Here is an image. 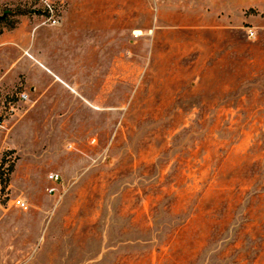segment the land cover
Wrapping results in <instances>:
<instances>
[{
    "label": "rangeland",
    "instance_id": "rangeland-1",
    "mask_svg": "<svg viewBox=\"0 0 264 264\" xmlns=\"http://www.w3.org/2000/svg\"><path fill=\"white\" fill-rule=\"evenodd\" d=\"M49 1L60 23L114 9L80 22L114 20L115 75L108 89L93 28L75 35L99 45V73L31 51L14 81L0 68V264H264V0ZM0 15V32L52 25L40 0H0ZM34 78L47 103L66 86L68 107L18 99Z\"/></svg>",
    "mask_w": 264,
    "mask_h": 264
},
{
    "label": "crops",
    "instance_id": "crops-1",
    "mask_svg": "<svg viewBox=\"0 0 264 264\" xmlns=\"http://www.w3.org/2000/svg\"><path fill=\"white\" fill-rule=\"evenodd\" d=\"M89 13L97 14L98 16H106V15H113L115 13L114 9L110 10L109 8L104 11H91L89 9H82L78 12H73L74 15V22L71 23H60L56 25H27V20L20 19V22L17 24V27L11 28V31H1L0 32V68L4 67L6 68V73L11 72V81H14V75L16 72H19L16 70L18 61L23 56H27L29 59H39L37 57H44L45 54H47V57H52L53 59H83L82 63V72H87L91 69H95L97 73L98 67L96 64V59H99V45L96 43H93L91 39H88L89 37L86 36H80L75 35V32L84 31L88 28H93L96 30V32L102 30L104 33L106 32L108 43L107 48L104 46V59H107L108 65H107V72L104 75V86L105 81H107V88L110 89V78L112 79L115 75V60H116V51H115V29L116 25L114 20L111 19H102L104 21H108V25L104 24H90V23H82L81 17L86 16ZM111 32V34H110ZM39 34L40 41L43 45L47 44V50H41V48L35 47L34 44V38L36 35ZM52 34L60 37L59 41H55L52 37ZM65 35V36H61ZM85 41L81 44V41ZM81 45L82 48L80 52H76L75 48L77 46ZM20 46H27L28 47V53L30 56H28L25 51L21 54L20 53ZM106 48V49H105ZM34 53L37 57H35L32 53ZM40 65L45 69L46 72L51 74L50 69L45 64L39 62ZM96 64V65H95ZM85 66V67H84ZM50 69V70H49ZM53 71V70H52ZM92 71V70H91ZM93 72V71H92ZM54 74H56L53 71ZM53 73L52 75V81H57L54 77ZM80 76V75H79ZM6 76L3 74L0 75V85L4 84ZM8 80V79H7ZM26 86L30 89V96H28V105L32 109H36L37 111H61L63 109H60L61 106L68 107L69 99L72 97L68 94V91H66V86L62 87L63 90H58V96L50 100V103L44 102V96L47 94V92L52 87L50 82L44 84V82L38 78L34 79H26ZM59 82V81H57ZM69 84L75 86L76 88L79 87V77H76L74 81L68 82ZM98 83V82H97ZM68 90V89H67ZM104 91V90H103ZM70 92V91H69ZM105 92V91H104ZM90 93L95 95L96 97V103L101 102L99 90L96 89V87L90 88ZM109 93L106 92V95ZM73 94V93H71ZM82 99L89 104L88 102H92L87 97H84L81 95ZM88 101V102H87ZM93 103V102H92ZM95 103V104H96ZM48 104L47 107H45ZM90 105V104H89ZM67 110V108H65ZM64 109V110H65ZM17 165V164H16ZM16 171V170H15ZM23 174L24 176H30V169L25 170L21 167L17 168V175ZM54 183V182H53Z\"/></svg>",
    "mask_w": 264,
    "mask_h": 264
},
{
    "label": "built area",
    "instance_id": "built-area-1",
    "mask_svg": "<svg viewBox=\"0 0 264 264\" xmlns=\"http://www.w3.org/2000/svg\"><path fill=\"white\" fill-rule=\"evenodd\" d=\"M40 1L44 3L48 13H50L47 22L49 24H52V25L59 24L60 23V17L54 14V7H53L51 1H49V0H40ZM25 53L28 56H30V54L28 52H25ZM18 99L26 101L28 99L27 93H25V92L20 93ZM18 108H20V107L17 106V108H15V106L12 105L11 107H9L8 111L10 113H15L16 109H18ZM0 129H5V123H4L3 118L0 119ZM48 179H50L53 182L57 181L59 179V175L56 172H51V173L48 174ZM55 189H56L55 185H52V186L48 187V191L49 192H52ZM13 203L18 208H21V209H27L28 208V202L25 199L17 198V199H15L13 201Z\"/></svg>",
    "mask_w": 264,
    "mask_h": 264
},
{
    "label": "trees",
    "instance_id": "trees-1",
    "mask_svg": "<svg viewBox=\"0 0 264 264\" xmlns=\"http://www.w3.org/2000/svg\"><path fill=\"white\" fill-rule=\"evenodd\" d=\"M9 26H10V27H12L13 25H12V24H10ZM5 160H6V159H5ZM8 167H9V170H10V169H11V167H12V164H10ZM3 172H4L3 170L0 172V176H2Z\"/></svg>",
    "mask_w": 264,
    "mask_h": 264
},
{
    "label": "bare ground",
    "instance_id": "bare-ground-1",
    "mask_svg": "<svg viewBox=\"0 0 264 264\" xmlns=\"http://www.w3.org/2000/svg\"><path fill=\"white\" fill-rule=\"evenodd\" d=\"M141 33V31L140 30H136V34H140Z\"/></svg>",
    "mask_w": 264,
    "mask_h": 264
},
{
    "label": "water",
    "instance_id": "water-1",
    "mask_svg": "<svg viewBox=\"0 0 264 264\" xmlns=\"http://www.w3.org/2000/svg\"><path fill=\"white\" fill-rule=\"evenodd\" d=\"M4 18V15H0V19H3Z\"/></svg>",
    "mask_w": 264,
    "mask_h": 264
}]
</instances>
